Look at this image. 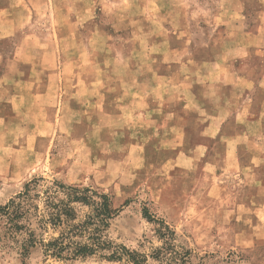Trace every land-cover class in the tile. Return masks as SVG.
I'll return each instance as SVG.
<instances>
[{"label": "rangeland", "instance_id": "1", "mask_svg": "<svg viewBox=\"0 0 264 264\" xmlns=\"http://www.w3.org/2000/svg\"><path fill=\"white\" fill-rule=\"evenodd\" d=\"M7 1L0 0V7ZM12 1L24 28L1 47L11 54L22 37L32 36V44L45 39L58 47L52 57L60 67L65 63L67 85L95 83L97 104L78 114L52 107L49 125L41 129L46 136L37 143L20 139L9 148L0 142V206L34 178L92 187L111 195L121 210L107 237L148 255L145 264H160L151 255L162 246L159 226L148 221L145 210L193 250L192 264H264V218L258 211L263 206L252 189L244 188L241 174L225 172L222 164L223 181H205L204 162L191 166L178 147L175 161L167 162L165 151L181 140L180 134L168 136L169 123L185 128L191 119L198 128H188L195 134L191 145H205L210 155L212 144L203 134L209 123L194 119L201 116L191 97L206 104L232 97L237 80L219 81L224 75L217 61H226L235 72L237 60H264L257 51L264 41L253 44L236 36L239 28L261 30L260 0H236V6L231 0ZM237 43L246 47L244 53L235 50ZM149 107L159 109V148L145 117ZM61 117L63 123H56ZM217 183L224 187L213 189ZM22 252L15 241L0 239V264H132L99 257L58 261L45 259L39 250L23 258ZM230 255L235 262L225 263Z\"/></svg>", "mask_w": 264, "mask_h": 264}, {"label": "crops", "instance_id": "2", "mask_svg": "<svg viewBox=\"0 0 264 264\" xmlns=\"http://www.w3.org/2000/svg\"><path fill=\"white\" fill-rule=\"evenodd\" d=\"M227 1L230 0H216L218 4H226ZM231 1L236 6V0ZM260 2L263 4L262 14L260 13L261 30L256 34L251 33L247 28L242 31L239 28L236 35L239 41L244 37L253 44L264 41V0ZM15 6V2L9 0L0 7V42H4L3 44L9 42L24 28V19H20L15 13L13 10ZM235 13L237 18L241 17L242 13L239 11ZM31 37H22V40L15 44L11 54L0 44V142L3 147L14 148L20 139L37 143L39 139L45 137L41 129L49 125L48 112L52 107L67 109L72 114H78L79 109L95 108L97 104V95L91 88L95 83L73 82L67 85L65 82L67 78L63 77L65 63L59 62L60 67L52 57L55 56L58 47L49 46L45 39L43 41L39 39V43L32 44ZM234 48L237 52H245L246 49L239 43ZM247 51L250 53L252 50L250 48ZM257 51L264 54V44L262 50ZM241 55L243 54H239ZM236 62L238 64L234 65L235 72L229 69L230 65L224 60H219L215 64L216 67L223 69L224 76H219V81L228 84L224 79L227 77H234L237 80L235 87H232L234 91L232 97H218L213 104L211 102L206 104L202 99L199 101L200 97L198 99L191 97L193 101L198 102L199 116H201L200 120L193 118L197 122L203 120L209 123L203 134L209 138L208 143L212 144L210 155L206 156L205 145H191L195 134L188 128L198 131L195 122L191 119L188 127L185 128L177 126L176 122L169 123L168 136L180 134L181 140L173 148L167 147L165 151L167 162L175 161V157L178 156L175 152L176 147L180 150V154L186 156L191 166H195L197 162H204L205 181L213 178L221 183L224 177L219 175L218 167L222 164L225 172H239L245 184L244 188L252 189L250 194L259 197L258 202L263 207L258 211L264 218V60L259 63L239 60ZM60 68H62L61 72L59 71L57 75L56 70ZM83 91L84 93H81ZM86 94L87 97L80 98ZM142 113L144 115V112ZM145 113L155 132L154 145L159 148L161 135L160 122L157 121L160 119L159 109L149 107L148 112ZM60 120L63 123L62 117L57 119L56 123ZM168 122H172L171 116L168 117ZM169 141V144H172V140ZM142 145L144 146L145 143ZM216 187L218 189L224 186L217 183L213 189ZM250 202L254 205L256 201Z\"/></svg>", "mask_w": 264, "mask_h": 264}, {"label": "trees", "instance_id": "3", "mask_svg": "<svg viewBox=\"0 0 264 264\" xmlns=\"http://www.w3.org/2000/svg\"><path fill=\"white\" fill-rule=\"evenodd\" d=\"M120 211L111 195L92 187L34 178L0 206V239L20 245L23 258L39 250L45 259L58 261L99 257L110 262L145 264L148 255L117 245L107 237ZM144 214L159 226L157 235L162 242L151 258L160 264H192L194 252L186 242H180L163 220L154 219L147 210ZM229 257L224 262L234 263L233 255Z\"/></svg>", "mask_w": 264, "mask_h": 264}]
</instances>
